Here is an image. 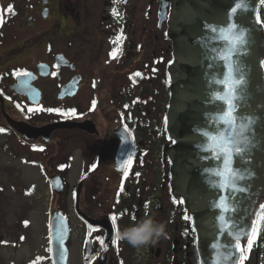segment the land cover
Listing matches in <instances>:
<instances>
[{
    "label": "flooded vegetation",
    "instance_id": "1",
    "mask_svg": "<svg viewBox=\"0 0 264 264\" xmlns=\"http://www.w3.org/2000/svg\"><path fill=\"white\" fill-rule=\"evenodd\" d=\"M161 4L0 0V9L11 5L16 13L0 26V129L26 145L29 164L55 194L53 211L69 223L68 244L78 246L82 264H202L192 218L184 219L190 212L173 203L180 199L164 152L173 144L164 121L174 43L172 7L161 20ZM258 15L264 36V4ZM124 145L131 163L117 165ZM146 214L166 223L167 237L141 248L122 241L121 230ZM258 228L250 250L247 239L240 242L243 264H264V220Z\"/></svg>",
    "mask_w": 264,
    "mask_h": 264
},
{
    "label": "water",
    "instance_id": "2",
    "mask_svg": "<svg viewBox=\"0 0 264 264\" xmlns=\"http://www.w3.org/2000/svg\"><path fill=\"white\" fill-rule=\"evenodd\" d=\"M237 4L243 7L233 13ZM168 5L172 7L169 34L174 57L169 65L171 98L166 131L177 143L164 152L171 161L172 188L190 212L202 264H233L239 255L235 238L239 235L241 242L251 235L255 209L264 198V37L257 22L260 0H162L161 20ZM239 35L244 43L234 45L232 41ZM225 56L229 59H223ZM227 65L232 66L234 79L243 80L236 92L239 98L233 99L234 129L219 119L227 106L215 98L217 94L228 96L229 89L223 83L228 77ZM220 134L240 141L242 152L233 155L229 167L237 176L235 187L244 191L226 190L227 176L216 175L224 170V164L213 158L216 152L211 151L213 143L208 136ZM129 148L126 151V145L122 146L117 165L127 163ZM54 184L56 193H61L60 186ZM221 199L234 210L222 212L218 206ZM50 235L52 264H69V224L58 212L52 216ZM60 240L63 259L56 252ZM105 263L103 259L99 264Z\"/></svg>",
    "mask_w": 264,
    "mask_h": 264
},
{
    "label": "rangeland",
    "instance_id": "3",
    "mask_svg": "<svg viewBox=\"0 0 264 264\" xmlns=\"http://www.w3.org/2000/svg\"><path fill=\"white\" fill-rule=\"evenodd\" d=\"M93 13L98 14L96 4ZM42 175L29 164L26 145L0 132V264H52L49 222L55 194ZM68 246L69 263L82 264L78 246L73 241Z\"/></svg>",
    "mask_w": 264,
    "mask_h": 264
},
{
    "label": "snow or ice",
    "instance_id": "4",
    "mask_svg": "<svg viewBox=\"0 0 264 264\" xmlns=\"http://www.w3.org/2000/svg\"><path fill=\"white\" fill-rule=\"evenodd\" d=\"M261 4H264V0H260ZM243 7V5L237 4L235 7L232 8V12L235 13L237 12V10L239 8ZM15 10H14V6H8V8L6 10L4 9H0V26H3V24L5 23V15H15ZM257 22L259 23V15H257ZM236 26L233 25V28H235ZM232 43L235 45L237 43H244V39L242 35H239L237 37L236 40L232 41ZM113 57L115 58V53H113ZM223 59L228 60L229 57L225 56L223 57ZM228 67V77L227 79H225L223 81V83L225 84V86L229 89L228 92V96H224V95H220L217 94L216 95V99L221 100L223 103L226 104V108L221 110V115L219 117V119L226 125L229 126L230 129H234L236 127V117L234 115V111H235V104L233 102L234 98H239L236 95L237 92V88L239 85L243 84V80L241 78H233V68L231 65H227ZM16 76H20V77H31V73L28 72H17L15 73ZM136 76H140V73H136ZM219 82V81H218ZM19 107V105H18ZM29 111H32V109H29ZM46 111L48 112H59V109H46ZM73 112H75V110H72ZM165 125H167L169 123L168 118H165L164 121ZM243 127H241V134L243 132ZM3 129H0V132H2ZM171 143L175 144L177 143V141L172 138L169 137ZM208 139L213 143V148L211 149V151L216 152V155L213 157L214 159H221L222 163L224 164V170L222 172H217L216 175L218 176H227V181L223 187L228 190V191H244L243 188H237L235 187L234 181L237 178L235 170L231 169L229 166L232 163V157L234 154H240L242 152L240 145V141L237 140L235 137H228L225 138L223 136V134L220 135H209ZM127 163L130 165L131 163V156H129V159L127 161ZM121 191H123V187H121ZM173 203H179L181 205H183L185 203V201L183 199L177 200L176 198H173ZM218 206L221 208L222 212H229V211H233V208H230L229 206L226 205L225 201L223 199L219 200ZM255 215V213H254ZM113 224L116 223L117 221V217L113 216L112 218ZM184 219L185 220H191V216L187 213L184 214ZM220 219L222 221H224L225 223H227V220L225 219V216L221 215ZM260 220H264V203H261L259 205V220L255 221L251 227V235L248 236L247 238V248L248 250L251 249V246L258 234L259 228H258V224ZM236 244H235V248L236 250L239 252V258L237 260H235L233 262V264H243L245 257V249L241 247L240 245V239L241 237L238 235L236 236ZM101 243H103V241H101ZM59 247L56 249V252L58 254V258L59 259H63L64 256V252L65 250L63 249V241L60 240L58 242ZM50 252L53 251L52 248L49 249ZM55 264V261H54Z\"/></svg>",
    "mask_w": 264,
    "mask_h": 264
},
{
    "label": "clouds",
    "instance_id": "5",
    "mask_svg": "<svg viewBox=\"0 0 264 264\" xmlns=\"http://www.w3.org/2000/svg\"><path fill=\"white\" fill-rule=\"evenodd\" d=\"M167 225L157 221L151 215H145L132 226L125 227L119 233V238L134 248L155 245L161 238H166Z\"/></svg>",
    "mask_w": 264,
    "mask_h": 264
},
{
    "label": "bare ground",
    "instance_id": "6",
    "mask_svg": "<svg viewBox=\"0 0 264 264\" xmlns=\"http://www.w3.org/2000/svg\"><path fill=\"white\" fill-rule=\"evenodd\" d=\"M64 217V216H63ZM68 222V221H67ZM193 222V221H192ZM69 224V223H68ZM50 239H51V235H50Z\"/></svg>",
    "mask_w": 264,
    "mask_h": 264
}]
</instances>
